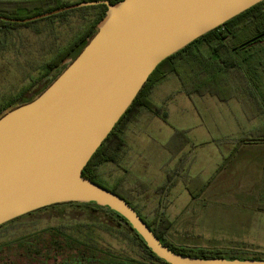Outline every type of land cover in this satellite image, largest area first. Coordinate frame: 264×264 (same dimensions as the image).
Segmentation results:
<instances>
[{"label": "water", "instance_id": "1", "mask_svg": "<svg viewBox=\"0 0 264 264\" xmlns=\"http://www.w3.org/2000/svg\"><path fill=\"white\" fill-rule=\"evenodd\" d=\"M263 0H107L67 5L27 19L105 5L96 32L72 62L30 102L0 113V226L62 203H95L124 218L167 264H264L196 258L164 246L120 196L82 177L157 65Z\"/></svg>", "mask_w": 264, "mask_h": 264}, {"label": "rangeland", "instance_id": "2", "mask_svg": "<svg viewBox=\"0 0 264 264\" xmlns=\"http://www.w3.org/2000/svg\"><path fill=\"white\" fill-rule=\"evenodd\" d=\"M61 1L75 3L77 0ZM38 27V30H34L32 27H19L7 33L6 37L0 41V109L12 100L24 101L28 98L29 95L26 94L21 96L23 89L28 87L33 79H36L40 67L47 62L55 45L65 42L62 31H48L49 28L42 25ZM202 49H206V47ZM253 51L254 54L250 62L257 68L259 92L264 97V43L255 45ZM227 81L230 87L239 85V74L230 72ZM177 82L178 80L171 77L164 87H174ZM230 92H222L224 98L227 99L226 102L224 100V103L218 102L215 105L216 100H209L208 102L212 103H208L205 110L197 104L195 109L190 111L192 115L187 119H180L172 106L166 108L169 118L166 122L163 121L164 132L167 134L179 133L181 139L185 132L177 129L178 120H185L192 128V138L195 135L207 137L218 134L258 137L264 130V114L259 111L255 112L256 104L244 92ZM171 98L173 103L177 96ZM164 132L161 135L163 138L165 137ZM147 135L153 142H146L148 138H143L139 142V150L136 149L135 154L131 156L129 174L125 178L129 181L143 182L141 184L134 182L137 193L140 192L139 194L142 196L141 203H135V207L144 217L150 218L159 205L165 206L163 201H158V197L161 196L158 188L165 184L166 173L172 177L171 173L174 171L176 161L173 162L169 154L171 151L166 148L163 138L156 139L151 136L150 132ZM198 153L195 163L197 165L210 163V167L211 162L214 161L212 149L205 146L203 149L200 148ZM140 155L142 156L140 157ZM258 162H260V158L255 161V163ZM142 163L147 166L142 167ZM240 163L241 171L252 175L248 171L252 170L250 163L247 160ZM118 168L119 166L112 163L100 165L97 172L99 183L104 187L113 188ZM195 181L192 184L194 191L199 190L201 186L199 180L195 179ZM236 182L230 186L228 191L213 190L211 197L200 198L191 204H188L181 185L173 189L169 202L174 200V205H170L169 213L167 212L173 223L170 233H168V239L178 246L233 249L245 253L244 256L254 254L264 257V214L251 207L242 208L238 205L237 202H241V200L236 194L243 193L245 190L242 184L238 185ZM119 184H122V181ZM119 190L122 192L121 189ZM178 192L182 196L176 198ZM257 192L261 193L259 188ZM261 198L264 200V197ZM247 200L244 201L247 203ZM104 218L107 219L103 213L88 212L83 207L63 205L49 207L47 210L33 213L16 222L4 225L0 228V264H52L57 254L49 258L47 252L43 253L42 247H36L34 250L35 247L26 246L22 251L20 249L21 241H29L30 237L35 236L37 243H43L47 247L46 241L50 229L64 228V232L76 238L81 236V232L87 233L86 226L88 224L99 223ZM96 229L98 232L94 239L103 247V251L111 249L115 254L125 252L126 254L123 255H128V257L133 256L136 252L122 234H109L107 230L99 227ZM60 251L62 254L64 253L63 250ZM40 255H43V258H40ZM96 258L99 259L98 256ZM59 262L54 261L53 264H59ZM63 262L65 264H83L77 259L66 262L64 260ZM95 264L103 263L97 260Z\"/></svg>", "mask_w": 264, "mask_h": 264}, {"label": "trees", "instance_id": "3", "mask_svg": "<svg viewBox=\"0 0 264 264\" xmlns=\"http://www.w3.org/2000/svg\"><path fill=\"white\" fill-rule=\"evenodd\" d=\"M87 1L99 0H77L75 3ZM107 1L110 4H114L121 0ZM75 3H67L61 0H0V16L22 20ZM105 11V5H97L65 11L24 24L0 20V41L14 29L32 27L34 30H38L39 25L48 27V31L51 30L52 32H56V30L59 32L60 30L65 36V42L55 45L52 54H49L47 58V62L40 67L41 69L36 79H33L30 85L23 89L21 96L26 94L29 95L28 98L24 101H10L9 104L0 109V113L9 106L30 102L35 96L45 90L93 37L96 32L95 27L104 17ZM261 43H264V0L160 62L149 75L130 107L120 117L101 146L91 156L82 171V177L103 186L98 181L97 172L99 166L105 163L119 164L120 153L124 146L123 133L129 124L136 122L137 116L142 111L149 112L164 122L167 121L166 113L155 106L150 101L149 96L152 89L168 75L176 74L184 88L193 87L200 94L209 92L225 99L222 92L231 91L228 88L227 76L230 72H236L239 74L240 81L233 91L244 92L256 104L259 112L264 114V97L259 92L260 85L257 68L250 62L254 54V46ZM203 47H206V49H202ZM258 137L264 140V130ZM173 185L174 183L170 177L165 185L158 188V192L160 194H168ZM104 188L123 198L137 212L159 241L175 253L204 259L264 260V257L254 254L244 256L245 253L233 249L222 250L175 245L167 239V233L172 227V222L165 216L162 205H159L154 211L153 219L148 221L140 215L136 207L132 205L118 187ZM63 205L76 208L83 207L88 212L103 213L107 219L104 218L99 223H93L92 225L88 224L86 226L87 233L81 232V236L76 238L64 232V228L50 229V232L48 229L47 231L50 234L46 241L47 247L43 243H37V239L33 236L32 238L30 237L29 241H21L22 247L20 249L22 251L25 250L26 246L35 247L34 250H36V247H42L43 253L47 252L49 258L57 254L55 259H53V263L54 261H60L59 264H65L64 260L66 262L72 259H77L83 264H95L97 260L103 264H167L150 251L124 218L110 209L95 203H62L49 207ZM49 207L15 218L1 225L0 228L33 213L47 210ZM257 208L259 211L264 212L263 204H259ZM97 227L107 230L109 234H122L132 248L135 249L134 257L123 255L126 254L125 252L115 254L111 249L103 251V247L94 239L98 232L96 231ZM60 250H63L64 253L62 254ZM97 256L99 259L96 258ZM39 257L43 258V255ZM103 257L106 259L103 260Z\"/></svg>", "mask_w": 264, "mask_h": 264}, {"label": "crops", "instance_id": "4", "mask_svg": "<svg viewBox=\"0 0 264 264\" xmlns=\"http://www.w3.org/2000/svg\"><path fill=\"white\" fill-rule=\"evenodd\" d=\"M175 75L176 74H171L165 77L152 89L149 96L150 101L166 113L167 120L169 118L167 109L170 106H172L173 109L177 111V115L180 117V119H187L190 117V115H192L190 111L192 112L197 104L205 110L206 107H208V103H212L208 102L209 100H216L214 102L215 105L218 102L224 103L223 101L225 99L219 98V96H216L215 94H211L209 92H203L200 94L199 92H196L193 87L184 88L179 78L176 77L177 75ZM171 77L174 78V80H178L176 86L171 87L172 89L164 87L166 82L168 80L170 81ZM235 87H228L231 90L230 93L237 91H233ZM176 96L177 99L173 101V106L171 97ZM227 98L230 99L229 97ZM226 101L227 99L225 102ZM236 104L239 105L237 102ZM258 111L259 109L256 108L255 112L258 113ZM163 127H165V125L161 119L149 112L142 111L137 116L136 122L129 124L123 133L124 146L120 153V162L118 165H116L119 166V168L118 172H116L112 186L121 189L122 193L134 206L138 203H141L140 200L142 199V196L139 194L140 192L137 193V187L135 186L134 182L140 184L143 182L129 181L125 178V176L129 174L128 170H130L131 166V156L135 154L134 151L136 149L139 150V142H141L143 138H148V132H150L152 134L151 136L155 137L156 139L163 138L161 136L162 132H164ZM177 129L185 132V135H183L181 139L179 133L167 134L165 132V137L163 138L164 142L166 143V148L170 149L171 151L169 154L172 157L173 162L176 161L174 171L171 173V181L174 183V185L170 188L168 194H161V196L158 197V201L161 200L163 203H165L163 210L165 216L169 220L170 217L168 216L167 212L169 213L170 205H174V200L169 202V199L172 198V190L177 186H182L184 194L188 200V204H191L200 198L211 197V192L213 190L228 191L230 186L235 184L236 180V184H242L245 190L243 193L236 194L241 200V202H237L238 205L242 208L251 207L253 210L264 214V212L259 211L257 208L259 204H264V200L261 198L264 197V140L260 139L259 137H243L238 136L237 134H218L215 136L208 135L207 137L195 135L192 138V128L191 126H188L187 121L185 120H178ZM148 141L153 142L151 138L146 139V142ZM205 146H208L212 149L214 161L211 162L212 165L210 167V163L207 165L205 163L202 165H197L195 163L197 158L196 155H199L198 150L200 148L203 149ZM141 156L142 155H140V157ZM258 158H260V162L255 163L256 159ZM246 160L248 163H250L249 165L252 166V170H248L252 175H250L248 172V174H246V172L243 173V171L240 169V162H244ZM141 166L146 167L147 165L142 163ZM169 176V173H166L165 184L169 181ZM195 179L199 180L201 186L199 187V190L197 189L194 191L192 189V184L196 182ZM121 181L122 184H119ZM258 188L259 191H261L260 194L257 192ZM177 194L178 195L176 198L182 196V194L179 192ZM246 199H248L247 203L244 201ZM140 215L148 221L152 220L154 216V214H152L150 218H146L141 213Z\"/></svg>", "mask_w": 264, "mask_h": 264}]
</instances>
